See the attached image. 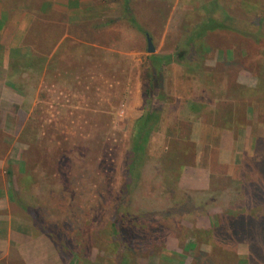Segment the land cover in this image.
I'll list each match as a JSON object with an SVG mask.
<instances>
[{
  "label": "rangeland",
  "instance_id": "1",
  "mask_svg": "<svg viewBox=\"0 0 264 264\" xmlns=\"http://www.w3.org/2000/svg\"><path fill=\"white\" fill-rule=\"evenodd\" d=\"M128 1L154 53L170 57L153 91L160 123L130 191L126 151L153 53L126 0H97L88 36L68 35L66 18L35 20L26 42L44 58L21 60L0 92V179L77 264H93L91 254L100 264H264V0ZM214 19L259 39L218 29L191 40ZM201 121L213 131L198 143ZM225 140L232 153L239 144L234 164L220 158ZM187 141L211 168L201 197L178 186Z\"/></svg>",
  "mask_w": 264,
  "mask_h": 264
},
{
  "label": "crops",
  "instance_id": "2",
  "mask_svg": "<svg viewBox=\"0 0 264 264\" xmlns=\"http://www.w3.org/2000/svg\"><path fill=\"white\" fill-rule=\"evenodd\" d=\"M96 2L97 0H0V92L7 88V78L12 68L20 65L21 60L25 62L44 58V55L36 54L33 47L26 42L27 35L30 32L31 35L34 34L32 32L37 18H66L68 35L71 29L73 36H88L91 25L89 12ZM55 46L56 49L50 58H53L58 50V45ZM193 129L195 139L198 143H203L208 137L206 135L213 131V126L202 124L201 121L197 126L194 125ZM202 129H208L205 136ZM234 147L235 143L228 144L225 140L220 158L234 164L239 154L237 151L239 144L236 145V152L232 153ZM200 159L201 155L198 153L196 163L186 166L178 181L179 189L189 197L207 195L211 188V168L201 164ZM2 177L0 179V264H77L72 251L68 250L69 246L59 245L52 233L37 224V217L32 213L28 201L21 195L11 193L12 185L9 179L3 175ZM209 227L211 224L204 226L206 229ZM165 245L169 246L168 243ZM90 259L93 264H100L95 261L93 254ZM148 262L150 261L145 264H149Z\"/></svg>",
  "mask_w": 264,
  "mask_h": 264
},
{
  "label": "trees",
  "instance_id": "3",
  "mask_svg": "<svg viewBox=\"0 0 264 264\" xmlns=\"http://www.w3.org/2000/svg\"><path fill=\"white\" fill-rule=\"evenodd\" d=\"M129 1L126 0L125 9L127 13H129L130 21L140 30L145 32V34H149L148 31L144 30L142 26L138 23L136 17L133 14L132 9L129 6ZM231 18H228L229 20ZM218 29H232L235 31H239L242 34L246 36H252L254 39H259V31H256L255 33L247 32L245 30H242L241 28L229 24V22H223L219 20H205L201 22L200 24L196 25V27L191 31V40H197L198 38L202 37V35H205L209 31H214ZM150 35V34H149ZM148 74H147V80L149 81V88L145 92L146 98H145V104L144 109L141 115H139L132 123L131 126V132L129 137V148L126 151V169H127V180L125 184L123 185V193L126 194L130 191V187L135 179V176L137 175V171L140 168V161L143 160V157L147 151V148L150 144V140L152 137V134L156 129L158 128V125L160 123V113L158 109L156 108L154 101H153V91L155 93L156 89L161 86L160 81L162 79V64L165 62H168L170 60L169 56H164L160 54H150L148 56ZM165 59V60H164ZM163 96V92L161 91L159 94V97ZM235 116V115H234ZM233 116V119H234ZM240 123V120L238 121ZM187 136L186 138H188ZM190 139V137H189ZM195 150V144L194 142L187 141L186 146L180 151L177 152L176 155V161L180 164V173L178 176V181L180 179L181 173L183 169L186 166L194 165L195 164V158L196 154L193 152ZM168 155H171V153H168ZM192 157V158H190ZM264 219V218H263ZM114 226V232L118 238L119 245L123 246L122 242H124L122 228L116 227L115 223L112 224ZM122 226V225H121ZM123 230L126 233V229L129 227L125 224L123 225ZM120 233V234H119ZM156 237L155 234H150V239Z\"/></svg>",
  "mask_w": 264,
  "mask_h": 264
},
{
  "label": "water",
  "instance_id": "4",
  "mask_svg": "<svg viewBox=\"0 0 264 264\" xmlns=\"http://www.w3.org/2000/svg\"><path fill=\"white\" fill-rule=\"evenodd\" d=\"M146 36H147V41H148V52L154 53L156 51V48L153 44V39L149 34H147Z\"/></svg>",
  "mask_w": 264,
  "mask_h": 264
}]
</instances>
